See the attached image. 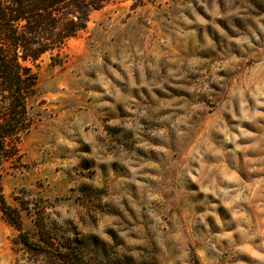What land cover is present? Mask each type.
<instances>
[{"label": "rangeland", "instance_id": "obj_1", "mask_svg": "<svg viewBox=\"0 0 264 264\" xmlns=\"http://www.w3.org/2000/svg\"><path fill=\"white\" fill-rule=\"evenodd\" d=\"M134 2L32 66L0 264H264V0Z\"/></svg>", "mask_w": 264, "mask_h": 264}, {"label": "trees", "instance_id": "obj_2", "mask_svg": "<svg viewBox=\"0 0 264 264\" xmlns=\"http://www.w3.org/2000/svg\"><path fill=\"white\" fill-rule=\"evenodd\" d=\"M114 1L0 0V212L17 230L22 229L21 216L6 202L1 179L3 164L20 159L18 144L32 128L28 102L37 90L32 66L47 54L51 60L60 58L92 14Z\"/></svg>", "mask_w": 264, "mask_h": 264}]
</instances>
